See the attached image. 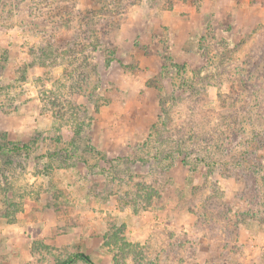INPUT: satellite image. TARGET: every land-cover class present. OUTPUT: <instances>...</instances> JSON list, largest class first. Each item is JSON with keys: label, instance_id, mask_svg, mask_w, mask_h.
<instances>
[{"label": "rangeland", "instance_id": "obj_1", "mask_svg": "<svg viewBox=\"0 0 264 264\" xmlns=\"http://www.w3.org/2000/svg\"><path fill=\"white\" fill-rule=\"evenodd\" d=\"M78 253L264 264V0H0V264Z\"/></svg>", "mask_w": 264, "mask_h": 264}, {"label": "trees", "instance_id": "obj_2", "mask_svg": "<svg viewBox=\"0 0 264 264\" xmlns=\"http://www.w3.org/2000/svg\"><path fill=\"white\" fill-rule=\"evenodd\" d=\"M200 160L201 161H205L206 159H205V157L202 156V157H200ZM106 240H108V241H106V244H108V245L115 244V245L119 246L120 249H124L125 247H130V245H129L130 243L125 241L123 237L121 238L119 236V232L118 231H116L114 233H110L109 236L106 237ZM120 241H121V243H120ZM78 257L80 259H85V260L91 262L89 256L84 255L82 253H78V254H76V255H74L72 257H69L66 260L61 261L59 264H73L75 259L78 258ZM115 261H117V260H115Z\"/></svg>", "mask_w": 264, "mask_h": 264}]
</instances>
